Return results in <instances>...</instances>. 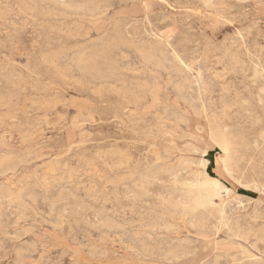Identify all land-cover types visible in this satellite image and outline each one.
I'll list each match as a JSON object with an SVG mask.
<instances>
[{"label":"rangeland","instance_id":"374dc122","mask_svg":"<svg viewBox=\"0 0 264 264\" xmlns=\"http://www.w3.org/2000/svg\"><path fill=\"white\" fill-rule=\"evenodd\" d=\"M0 264H264V0H0Z\"/></svg>","mask_w":264,"mask_h":264},{"label":"bare ground","instance_id":"6f19581e","mask_svg":"<svg viewBox=\"0 0 264 264\" xmlns=\"http://www.w3.org/2000/svg\"><path fill=\"white\" fill-rule=\"evenodd\" d=\"M242 1V0H241ZM179 2H181V1H179ZM222 2H224V1H222ZM191 3V2H190ZM208 5V4H207ZM184 6V5H183ZM203 6V5H202ZM95 7H93V9H94ZM92 11V10H91ZM94 11V10H93ZM101 16V15H100ZM169 18V17H168ZM164 20V19H163ZM162 20V21H163ZM170 21V20H169ZM172 21V20H171ZM129 28V27H128ZM116 31V30H115ZM203 37V36H202ZM233 37V36H232ZM206 38V37H205ZM207 39V38H206ZM107 41V40H106ZM205 42V41H204ZM104 43V42H103ZM139 44V43H138ZM222 44V43H221ZM199 45V44H198ZM228 50V49H227ZM74 51V50H73ZM69 53V52H68ZM227 53V52H226ZM197 56V55H196ZM235 63V62H234ZM245 64V63H244ZM172 68V67H171ZM256 68V67H255ZM125 70V69H124ZM224 70V69H223ZM242 71V70H241ZM225 72V71H224ZM219 74V73H218ZM155 76V75H154ZM219 78V77H218ZM250 80V79H249ZM76 81V80H75ZM123 82V81H122ZM140 84V83H139ZM118 85V84H117ZM140 86V85H139ZM130 90H131V88H130ZM135 91V90H134ZM139 92V91H138ZM138 95H140V94H138ZM202 95V94H201ZM237 95V94H236ZM115 107V106H114ZM205 110V109H204ZM135 113V112H134ZM240 164V163H239ZM251 167H253L252 165H251ZM255 168V167H254ZM254 168H252V169H254ZM260 168V167H259ZM176 178V177H175ZM262 184V183H261ZM205 185V184H204ZM95 191V190H94ZM182 202V201H181ZM185 202V201H184ZM185 204V203H184ZM149 205V204H148ZM180 205V204H179ZM205 207V206H204ZM156 222V221H155ZM168 223V222H167ZM173 227V226H172ZM159 228H161V227H159ZM171 228V227H170ZM167 229V228H166ZM239 234V233H238ZM153 237V236H152ZM92 250V249H91ZM177 260V259H176ZM218 260V259H217ZM232 260V259H231Z\"/></svg>","mask_w":264,"mask_h":264}]
</instances>
